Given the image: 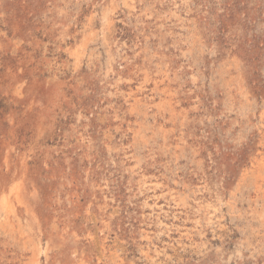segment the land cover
Instances as JSON below:
<instances>
[{"label":"rangeland","instance_id":"rangeland-1","mask_svg":"<svg viewBox=\"0 0 264 264\" xmlns=\"http://www.w3.org/2000/svg\"><path fill=\"white\" fill-rule=\"evenodd\" d=\"M2 193L0 264H264V0H0Z\"/></svg>","mask_w":264,"mask_h":264},{"label":"bare ground","instance_id":"bare-ground-1","mask_svg":"<svg viewBox=\"0 0 264 264\" xmlns=\"http://www.w3.org/2000/svg\"><path fill=\"white\" fill-rule=\"evenodd\" d=\"M8 191H10L11 193H15L16 194V197H18L19 195V186L14 184V185H11V190L9 189ZM3 194V193H2ZM11 202H10V196L7 195V194H3L1 197H0V210H4L6 208H12L11 207ZM15 210V209H14ZM6 212V211H4ZM1 214H3L2 212H0ZM8 213V212H7ZM7 217V216H6ZM12 217V216H11ZM5 218V217H4ZM7 220V218L5 219ZM13 225V224H12ZM11 225V226H12ZM5 226V225H4ZM16 228V227H15ZM15 232V231H14Z\"/></svg>","mask_w":264,"mask_h":264}]
</instances>
